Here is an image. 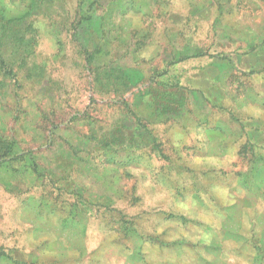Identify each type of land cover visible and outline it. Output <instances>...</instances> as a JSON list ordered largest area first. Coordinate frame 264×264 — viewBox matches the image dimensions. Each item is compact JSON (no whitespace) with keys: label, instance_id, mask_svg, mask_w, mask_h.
Segmentation results:
<instances>
[{"label":"rangeland","instance_id":"374dc122","mask_svg":"<svg viewBox=\"0 0 264 264\" xmlns=\"http://www.w3.org/2000/svg\"><path fill=\"white\" fill-rule=\"evenodd\" d=\"M194 1H212L197 44L257 47L264 0ZM94 3L0 0V264H264V50L204 79L188 61L150 73L178 91L151 124L145 86L103 65L160 57L165 26Z\"/></svg>","mask_w":264,"mask_h":264},{"label":"crops","instance_id":"0c3cea01","mask_svg":"<svg viewBox=\"0 0 264 264\" xmlns=\"http://www.w3.org/2000/svg\"><path fill=\"white\" fill-rule=\"evenodd\" d=\"M92 1L93 3L95 2V8L103 9L104 6H107L108 10H113L114 8H116L115 12L119 10L117 8L122 6H125L127 8L131 7L134 11L145 16L143 22H145L147 25L146 31L156 24L159 25L158 30L160 28V25L165 26V28H162L161 31L162 38L164 40L163 48L162 51L160 50L157 52V54L161 52V56L158 57L160 58V61L158 63L156 61V59H158L157 56H154L152 58H144L140 62H137V64L117 69L111 68L110 63L108 64L109 61L107 62V64L103 65L107 66V72L114 70L113 73L120 74L122 81L126 84L127 88L137 87L139 85L145 86L143 98L144 102L145 99L147 101V103L145 104L148 105L149 112L145 113V115L137 116L140 118V120L144 119L148 123L151 122V124L158 122L161 118L163 119L167 117L168 109L171 104L175 102L178 91L176 92L174 90L176 86H174L172 83H168L169 81L167 79L165 83L162 84L163 86L158 87V89L156 90H152L151 87L148 86V84H145V79L149 77L150 73L162 71L166 72L169 70V66H171L172 62H174V64L176 65L180 64L181 62L183 63L188 61L192 62L194 66L198 67L199 72L202 73V79H204L205 73L207 74V76H209L210 72H216L224 67V65L239 66L240 64H245L246 60L241 56H250L254 54L258 58V49L264 50V35L263 37H260L259 34L257 36V39H259L257 47L253 48L252 50L249 49L246 53H244V51H239V49H237V51L213 50L214 45L212 42H209L204 46H200L199 43L197 44L196 37L198 35L194 36L193 29L195 27V24L199 25V23L201 22L211 23L212 18L209 15L210 13L208 9H210V7L212 6V1H210V6H202L199 9H197V7L195 6L194 0H183L182 3H180V0L178 3L174 0H112L113 2L108 0L107 3L104 0ZM115 5L116 7H114ZM180 5H184V8H187V15H192L191 13H193V15L187 18L185 16V13L181 14ZM159 7H161L162 9ZM93 19L94 16L92 17V21H94ZM184 21L187 25H191L190 28H192V33L188 36V42L182 47V50V48L174 45V43L176 44V41L180 39V32L178 30V27L180 23H183ZM214 37L215 36L209 28L203 39H205L206 41H212ZM218 39L221 40V42H223V45L225 46H227L228 44H236V31H234V28H232L230 31L222 33L220 37H218ZM164 45L167 48H164ZM99 51L102 52V54H104L103 52H106L108 56L111 55L110 49H108L107 51H101L100 49ZM259 63L263 64L262 62ZM109 87L113 88L112 85H109ZM152 110H154V112H151ZM142 116L144 117L141 119ZM145 136V138L148 140H151V137H153L150 133H147ZM144 145L148 146L147 143H145ZM154 145V149L157 150V148L161 146V143H159V141L157 142L156 139ZM158 149L160 150V148Z\"/></svg>","mask_w":264,"mask_h":264},{"label":"trees","instance_id":"16d2710c","mask_svg":"<svg viewBox=\"0 0 264 264\" xmlns=\"http://www.w3.org/2000/svg\"><path fill=\"white\" fill-rule=\"evenodd\" d=\"M83 25H81L80 27L82 28Z\"/></svg>","mask_w":264,"mask_h":264}]
</instances>
